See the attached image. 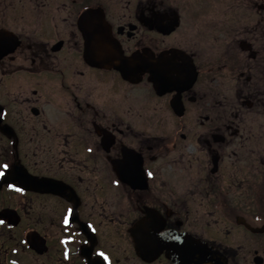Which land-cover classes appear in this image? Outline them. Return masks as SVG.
Returning a JSON list of instances; mask_svg holds the SVG:
<instances>
[{"label":"flooded vegetation","instance_id":"flooded-vegetation-1","mask_svg":"<svg viewBox=\"0 0 264 264\" xmlns=\"http://www.w3.org/2000/svg\"><path fill=\"white\" fill-rule=\"evenodd\" d=\"M155 4L159 25L148 0H0L15 37L0 56V163L75 193L0 181V264H264V0ZM88 10L119 52H89ZM120 53L186 64L191 85L161 91L122 72ZM124 149L140 157L135 178L112 163ZM144 233L161 241L150 252Z\"/></svg>","mask_w":264,"mask_h":264},{"label":"snow or ice","instance_id":"snow-or-ice-1","mask_svg":"<svg viewBox=\"0 0 264 264\" xmlns=\"http://www.w3.org/2000/svg\"><path fill=\"white\" fill-rule=\"evenodd\" d=\"M163 4V0H161ZM156 4L155 0H148V11L152 13L151 17L145 20V23L150 25H159L164 16L154 11ZM79 28L83 32L84 38L87 41V46L90 53L94 52L95 46L97 44H111L115 45L117 52H119V45L115 44L110 37L111 29L105 22L103 12L100 10H88L79 19ZM15 46V37L0 32V56H3L5 51L11 52ZM120 70L127 75H132L137 79L143 77L144 74L148 75V81L156 85L157 89L166 92L182 93L186 88L191 85V72L186 64L176 63L175 61L165 59L161 56L159 59L154 61L145 60L143 58H138L133 56L131 59H124L123 54L120 53ZM243 90L238 92V95H242ZM7 129L0 128V134H3ZM206 134L209 136L213 135L212 129H206ZM105 137V147L112 144V137L107 133H104ZM216 138V137H213ZM211 148V145H209ZM92 148H88V152H92ZM123 158L114 159L112 161L118 173H120L121 178L126 177H137L139 171V161L140 157L134 151H129L124 149ZM151 171L147 172L149 178L153 177ZM0 181H2L9 189L15 192L23 193L27 186H43L47 190H58L60 194L68 201H73L75 198V193L71 188H65L62 184L55 182V177L44 178L39 177L36 174H30L25 168L21 167L18 162L0 163ZM113 183L119 185L120 179L113 181ZM229 210V209H226ZM73 208L68 207L66 209V215L62 217V223L67 229L72 223ZM230 211V210H229ZM149 215H152L149 213ZM5 221L0 219V224H4ZM87 227L92 228V225H87ZM95 231L94 228H92ZM136 230H141V225L136 226ZM33 246H39L43 243L39 236H34L31 240ZM87 244L88 241H83ZM161 241L155 236H149L144 233L142 237L137 238L138 246L144 252H150L155 245L160 244ZM96 255L101 257L103 261H108L109 257L104 252H97ZM67 258V253H65ZM15 264V262H13Z\"/></svg>","mask_w":264,"mask_h":264}]
</instances>
